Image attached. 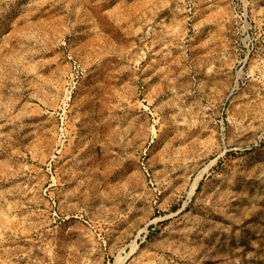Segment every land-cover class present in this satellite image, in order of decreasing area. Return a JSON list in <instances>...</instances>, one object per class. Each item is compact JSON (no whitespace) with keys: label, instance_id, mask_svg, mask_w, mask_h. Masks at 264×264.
Wrapping results in <instances>:
<instances>
[{"label":"rangeland","instance_id":"obj_1","mask_svg":"<svg viewBox=\"0 0 264 264\" xmlns=\"http://www.w3.org/2000/svg\"><path fill=\"white\" fill-rule=\"evenodd\" d=\"M0 264H264V0H0Z\"/></svg>","mask_w":264,"mask_h":264},{"label":"bare ground","instance_id":"obj_2","mask_svg":"<svg viewBox=\"0 0 264 264\" xmlns=\"http://www.w3.org/2000/svg\"><path fill=\"white\" fill-rule=\"evenodd\" d=\"M199 176V175H198ZM198 178V177H197ZM199 179V178H198ZM192 186H194V185H192ZM194 189V188H193ZM193 190H191V192H192Z\"/></svg>","mask_w":264,"mask_h":264}]
</instances>
